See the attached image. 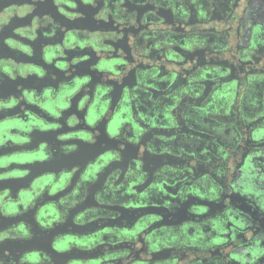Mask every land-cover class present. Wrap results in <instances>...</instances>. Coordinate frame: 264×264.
<instances>
[{
    "label": "clouds",
    "instance_id": "1",
    "mask_svg": "<svg viewBox=\"0 0 264 264\" xmlns=\"http://www.w3.org/2000/svg\"><path fill=\"white\" fill-rule=\"evenodd\" d=\"M0 264H264V0H0Z\"/></svg>",
    "mask_w": 264,
    "mask_h": 264
}]
</instances>
